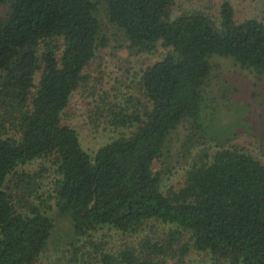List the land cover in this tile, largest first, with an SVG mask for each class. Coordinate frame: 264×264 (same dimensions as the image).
Masks as SVG:
<instances>
[{
    "label": "trees",
    "instance_id": "16d2710c",
    "mask_svg": "<svg viewBox=\"0 0 264 264\" xmlns=\"http://www.w3.org/2000/svg\"><path fill=\"white\" fill-rule=\"evenodd\" d=\"M176 2L0 0V264H34L49 250L53 208L69 219V244L82 264H186L191 250L211 264H264L263 162L236 146L201 149L178 190L163 188L165 172L156 167L182 126L190 152L212 134L213 59L264 75V22L238 19L230 2L214 18L200 9L174 18ZM101 9L135 54L168 51L142 71V98L99 108L129 133L91 155L62 117L108 43ZM44 159L51 168L23 169ZM149 222L168 230L113 252L89 240L106 228L134 236Z\"/></svg>",
    "mask_w": 264,
    "mask_h": 264
},
{
    "label": "rangeland",
    "instance_id": "374dc122",
    "mask_svg": "<svg viewBox=\"0 0 264 264\" xmlns=\"http://www.w3.org/2000/svg\"><path fill=\"white\" fill-rule=\"evenodd\" d=\"M223 2L233 4L238 19H258L264 22V0H177L173 17L184 11L200 9L214 18ZM99 18L108 43L98 49L90 66L85 69V88L72 95L62 117L64 125L78 131L83 148L91 155L121 133H129L128 130L112 127L101 110L109 103L126 104L129 97L142 98V71L162 59L168 51L159 45L152 54H135L129 49L123 34L107 21L103 9ZM212 63L213 70L207 85L211 108L206 111L214 122L209 126L212 134H209L205 144H197L191 152L186 144L185 126L170 137L164 157L156 163L157 169L165 172V190H178L182 187L185 172L201 149L213 153L221 145L236 146L264 163V75L241 68L229 59L215 58ZM38 79L39 76L36 81ZM105 97L108 99L103 102ZM43 166L51 168L50 163L44 159L34 161L23 169L36 172ZM52 170L50 169L44 180L43 190L46 192L50 190L53 181ZM47 207H54L53 202H48ZM48 213L57 225L54 242L34 264H82L83 259L80 256V261L75 262V250L69 244L72 232L69 219L59 215L54 208L48 210ZM167 230L166 225L149 222L134 236L106 228L93 233L89 240L104 242L105 250L113 252L126 243L137 245L146 236L162 237ZM189 237L188 234L185 235L184 241L188 242ZM86 240L88 238L78 245L81 249L87 243ZM86 246L91 251L89 245ZM186 264H211V257L207 253L191 250L186 257Z\"/></svg>",
    "mask_w": 264,
    "mask_h": 264
}]
</instances>
